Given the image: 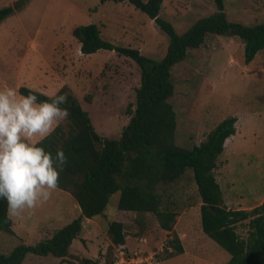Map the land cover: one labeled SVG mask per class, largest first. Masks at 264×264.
I'll return each mask as SVG.
<instances>
[{"label":"rangeland","instance_id":"obj_1","mask_svg":"<svg viewBox=\"0 0 264 264\" xmlns=\"http://www.w3.org/2000/svg\"><path fill=\"white\" fill-rule=\"evenodd\" d=\"M18 1L0 0V8H14L0 23V90L25 86L54 92L68 86L97 133L118 138L129 121V107L135 106L140 70L114 51L82 54L72 30L96 24L104 40L156 60L165 54L167 35L126 1L29 0L19 9L15 6ZM223 1L228 20L245 25L264 22L262 0ZM214 11L213 0H163L159 16L181 34ZM172 79L175 91L169 102L176 114L175 142L182 148L198 145L226 117L255 116L245 123L254 149L247 155L221 154L215 172L222 191L234 196L242 207L256 203L264 196V48L245 64L239 38L209 35L173 67ZM88 94L90 103L84 98ZM171 189L178 200L173 233L180 239L183 253L169 256L171 249L166 247L172 235L161 230L151 214L119 211L116 193L103 216L82 219V230L72 241L68 257L28 254L21 264H79L80 260L91 264H224L229 254L211 239L201 240L200 198L191 171ZM79 215L73 198L55 189L47 201L25 209L20 216L8 215L14 235L0 231V254L19 244L50 238ZM110 221L124 224L123 245L111 243L106 233ZM246 222L236 225L240 237L246 236Z\"/></svg>","mask_w":264,"mask_h":264},{"label":"trees","instance_id":"obj_2","mask_svg":"<svg viewBox=\"0 0 264 264\" xmlns=\"http://www.w3.org/2000/svg\"><path fill=\"white\" fill-rule=\"evenodd\" d=\"M27 1L19 0L15 6L22 8ZM108 1H126L152 19L168 37L165 54L156 60L137 49L117 46L101 37L96 24L78 25L72 30L82 54L114 51L138 66L140 80L135 89V106L129 107V121L120 136L107 138L97 133L88 112L70 88L62 86L59 89L68 97L67 105L62 107L68 108L70 117L55 128L43 141V146L53 152L63 148L68 156L57 189L73 198L80 215L55 230L50 238L35 244H19L10 252L0 254V264H21L28 254L68 257L72 241L82 230V219L103 216L110 198L116 193L119 194L116 205L119 211L151 214L159 228L172 235L166 247L171 249L169 256L183 253L180 239L173 233L178 200L171 186L187 170L192 173L200 198L201 231L229 254L225 264H264V201L249 210L228 209L214 176L225 140L235 134L236 118H224L203 141L186 149L175 142L176 114L169 102L175 91L172 69L185 59L189 50L200 47L209 35L237 37L244 44V63L247 64L264 48V22L245 25L230 21L224 1L213 0L215 11L212 14L197 19L178 34L170 22L159 16L163 0H100V3ZM13 12L12 6L0 8V23ZM17 91L26 95L38 90L20 86ZM84 98L91 102L90 94ZM244 221H247L246 236L240 237L236 225ZM0 231L14 235L4 200H0ZM106 233L113 245L124 244L122 222H108ZM78 263L92 262L80 260Z\"/></svg>","mask_w":264,"mask_h":264},{"label":"clouds","instance_id":"obj_3","mask_svg":"<svg viewBox=\"0 0 264 264\" xmlns=\"http://www.w3.org/2000/svg\"><path fill=\"white\" fill-rule=\"evenodd\" d=\"M67 103L59 90H0V200L9 216L47 201L58 188L68 156L63 148L47 150L43 141L70 117L62 107Z\"/></svg>","mask_w":264,"mask_h":264},{"label":"crops","instance_id":"obj_4","mask_svg":"<svg viewBox=\"0 0 264 264\" xmlns=\"http://www.w3.org/2000/svg\"><path fill=\"white\" fill-rule=\"evenodd\" d=\"M234 117L236 118V122L234 125L235 126V134L231 135L230 137H228L225 140V143H226V141H228V143H229L227 146L224 143V152L223 153L227 157L229 155L236 156V155H239L242 153L246 154V155L250 154V152L254 149V146H255L253 137L248 135L247 132L245 133V131H246L245 130V123L247 122L248 119H250V121L254 120L255 116H253L252 114H247V117L245 119V117L241 116V114H236V115H234ZM237 127H239V128H237ZM214 176H215V179L219 185L220 179L216 175L215 170H214ZM222 178H223V176H222ZM219 187H220V185H219ZM220 189H221V187H220ZM221 192H222V198H223L224 204L228 209L249 210V209H251L257 205H260L264 201V196H262L256 203L248 204V205H245V207H242V205L237 202V200L234 196L230 195L227 192L224 193L222 191V189H221ZM200 231H201V228H200ZM201 234L203 235L202 236L203 239L201 238L202 241L203 240H204V242H207V241L210 242L211 241L206 235H204L202 233V231H201ZM229 258H230V256L225 261V263L229 260Z\"/></svg>","mask_w":264,"mask_h":264},{"label":"built area","instance_id":"obj_5","mask_svg":"<svg viewBox=\"0 0 264 264\" xmlns=\"http://www.w3.org/2000/svg\"><path fill=\"white\" fill-rule=\"evenodd\" d=\"M149 258H150V257H149ZM150 259H151V258H150ZM152 259H153V258H152ZM152 259H151V260H152ZM152 261H153V260H152ZM154 264H156V263L154 262Z\"/></svg>","mask_w":264,"mask_h":264}]
</instances>
